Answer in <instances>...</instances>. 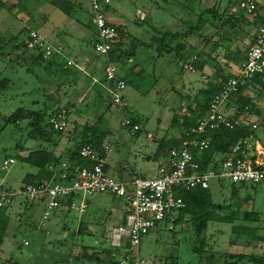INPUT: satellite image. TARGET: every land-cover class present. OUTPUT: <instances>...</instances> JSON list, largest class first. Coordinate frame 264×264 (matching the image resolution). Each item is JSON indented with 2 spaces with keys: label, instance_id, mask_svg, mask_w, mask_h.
Masks as SVG:
<instances>
[{
  "label": "rangeland",
  "instance_id": "rangeland-1",
  "mask_svg": "<svg viewBox=\"0 0 264 264\" xmlns=\"http://www.w3.org/2000/svg\"><path fill=\"white\" fill-rule=\"evenodd\" d=\"M51 1L2 0L0 41H8L10 37L17 36L20 42L24 35H21V32L25 28L36 29L39 22L43 21L42 11L45 14L48 11L51 20L68 23L69 20L62 12L54 9L55 13H51L50 9L53 8L46 4ZM116 1L113 0V6ZM257 1L264 4L263 0ZM120 2L128 11L131 34H135V27L149 28V26L163 31L185 33L191 26L197 25L198 15L203 9L213 5V0H120ZM74 4V18L81 17L79 20L83 18L85 22L88 11L90 12L89 0H75ZM137 9L148 16L145 22H138L135 18ZM221 9L223 7H220ZM242 28L232 32L236 35L245 33L247 28L245 26ZM213 31L214 28L212 32L207 30L205 33L211 34ZM194 32L195 34L187 36L186 39L180 38L179 43L184 45V50L181 52L188 51L191 57L198 52L200 54L195 56L197 59L205 58V53H210L212 48H214L213 51L219 50L222 53L221 48L214 47L213 42H207L200 36L203 32L201 29ZM214 38L218 41V38ZM249 40L247 38L243 43H234L232 37L233 43L230 47L233 50L238 47L237 51L242 52L243 56L248 48L246 46L249 45ZM219 41L223 40L219 39ZM137 53H142L141 48L137 47ZM224 54L223 51V54L217 53L213 57L221 63L225 57ZM11 56V54L0 55V161L6 157L15 159V164L2 176L7 187L18 190L24 176L36 172V169L26 164L22 158L29 153V149H50V147L45 142L28 138L27 121H21L17 125L7 124V117L17 108L37 110L50 97H56L60 101V106L66 105L68 100L64 96V88H62L64 86H60L57 90L59 86L52 85L53 83L49 86V96H43L41 89L45 87V79L49 76L44 70L21 60L17 62L15 57ZM180 57L179 52L161 56L155 70L152 65L150 67L145 65L142 76L132 79L126 90L122 92L128 105L122 113L114 108L106 110L105 104L101 103L99 97L93 99L91 105L87 106L90 111L86 112L85 109L87 116L73 122V125L71 121L64 132L65 137L73 136L72 147H76L79 143L86 120L88 121L92 115L100 117L98 127L109 132L105 140L110 149L106 159L107 175L116 180H123L120 168L127 165L129 169L137 168L143 178L155 177L157 161L153 158L144 159V157L154 156L160 137L168 136L173 131L171 128L173 116L177 115L179 118L181 115V101L185 100L184 97L190 92L200 90L203 85L197 72L193 74L183 67L184 64L191 65V60L181 61ZM142 58L143 56H139L138 61H142ZM230 59L237 65L238 62L235 59L233 60L232 57ZM143 62L146 64V61ZM190 78L193 80L190 81ZM5 79L9 80V83L2 84L1 81ZM189 81L192 83H188ZM248 95L246 91L242 93L244 98H248ZM34 101H38L39 105L34 104ZM190 106H193L191 102L188 107ZM73 107L76 109L73 115L76 114V116L83 108L81 103H75ZM123 117L137 120L140 132L135 135L133 133L136 132L132 129L122 127ZM250 120L258 127L255 130V137L259 142L264 143V118L252 116ZM147 132L152 135L151 140L147 139ZM222 183L224 188L219 182L210 183L211 200L215 204L226 203L228 206L224 213L237 211L233 215L235 225L256 227L257 235L264 236V183L258 184L254 189L238 185L234 196L230 195L231 183L228 181ZM90 202L89 208L83 214L57 211L49 219L42 221V205L30 203L23 195H18L6 211L8 220L0 247V264H96L95 261H88L82 257L85 252L91 255L110 248L109 233L118 224L116 215L122 211L124 200L110 195H98L90 198ZM246 212L255 213L258 215V220L255 222L244 220L243 213ZM109 214L113 217L109 218ZM180 218L181 221L177 225L170 220L158 223L141 239L138 252L146 264H163L164 259L172 256L177 258L179 264H207L205 259L209 257H212L213 264H223L224 253L264 255V241L249 243L243 240L238 241L231 235L229 224L209 223L204 234L205 246L201 247L200 251L203 260L200 261L199 255L195 253L199 251L198 246L193 245L192 215L184 213ZM24 242L28 245H24ZM85 247L86 250H84ZM133 252H136V249H133Z\"/></svg>",
  "mask_w": 264,
  "mask_h": 264
},
{
  "label": "built area",
  "instance_id": "built-area-1",
  "mask_svg": "<svg viewBox=\"0 0 264 264\" xmlns=\"http://www.w3.org/2000/svg\"><path fill=\"white\" fill-rule=\"evenodd\" d=\"M232 11H241L249 20L257 16V0H235ZM90 22L95 29L96 40L92 43L93 51L105 59L104 80L110 85L108 92L112 107L121 113L127 108L122 92L126 82L118 76V66L109 58L113 43L117 38V27L107 17V8L111 0H89ZM140 19L144 17L139 14ZM27 49L38 48L47 59L60 53L59 48L48 44L37 32L31 31L25 40ZM67 65H71L70 62ZM184 69L194 73L191 65ZM259 77L264 82V26H260L253 38V43L246 50L244 60L238 66L234 77L221 85L220 91L210 100L207 114L197 124L185 132H180L179 147L169 150L166 160H159L156 176L143 178L137 175L132 180H116L104 172L109 145H103L104 155L86 145L79 151V156L89 164L73 167L62 163L60 180L49 184H21L18 190L7 187L3 174L15 164L13 158L0 161V209L8 207L18 195L28 201L41 204L42 221L50 218L56 210L73 211L78 214L86 212L91 197L100 194H114L126 203V214L123 223L115 226L109 233V244L113 250L111 258L117 264H146L140 258L138 248L141 239L154 229L158 223L173 221L176 215L185 208L179 193L181 190L209 189L212 181H228L236 185H258L264 183V143L255 137L256 124H252L248 137L237 141L230 147L223 158H216L211 166L200 169L193 151L202 152L210 145L209 132L219 128L231 129L237 121H231L221 109L231 102L237 93L238 84ZM204 79V78H203ZM73 108H61L49 120L56 131H66L70 123ZM121 126L139 130L131 118L123 117ZM147 139L152 135L148 133ZM213 166V167H212ZM75 177L69 179L70 171ZM70 170V171H69ZM43 225V223H41ZM24 245H28L24 242ZM136 249V252H133ZM117 251V252H116Z\"/></svg>",
  "mask_w": 264,
  "mask_h": 264
},
{
  "label": "trees",
  "instance_id": "trees-1",
  "mask_svg": "<svg viewBox=\"0 0 264 264\" xmlns=\"http://www.w3.org/2000/svg\"><path fill=\"white\" fill-rule=\"evenodd\" d=\"M52 3L57 8H59V10H61L65 15L72 17L73 8L75 7L74 4L69 3L67 0H53ZM0 4H3L2 0H0ZM235 5V0H226V2H222V0H213V5L208 9H203L202 13L198 15L199 18L197 20V25L191 26L189 30L185 33L155 29L153 32V44L156 46L157 56H163L171 52H179L181 56L179 59L181 61L191 60V66L193 68H196L199 63L197 57H191V55L188 54V51L181 52V50H184V45L180 44L179 40L180 38L186 39L187 36L195 34V30L201 29L203 32L200 36L203 37L204 40H206L207 42L211 41L213 42L214 47L216 46L217 48H221L225 52V59L232 57V59H235L239 63L238 65H240V63H242V61L244 60V55L242 56V52L237 51L238 47H236L235 50L231 49L230 45L233 43V41H231V38H234V43H243L244 40H247V38H249V45L246 46L249 48L253 43L255 31L260 26H264V19L262 22H259L258 19H256L258 16L257 15L253 21H249L241 11H232ZM220 7H223V9L220 10ZM258 8L259 2L257 3V13L259 10ZM244 26L247 28V31L245 33L236 35V33L232 32L233 30L241 29ZM90 28L93 29L95 34V29L91 22ZM211 28H214L216 30L213 35L210 33H205ZM31 31L32 30L25 28L24 31L21 32V35H24L20 42L18 41L17 36L10 37L8 41H0V55L7 56L11 54L15 57V60H17V62L21 60L31 64L32 66L44 70L45 73L49 76V78L45 79V87H42L41 91H43L44 93L43 96L48 97V93L50 91L49 86L52 83V85L59 86L57 87V90L60 89V86L66 84H55L56 82H54V77L58 74L67 76L68 74H66V72L68 71L63 68L61 60L57 57L56 54H54L50 58L44 59L43 53L40 49L26 48L25 40ZM214 36L218 38V41H215V39L213 41L212 37ZM121 37L122 36L120 34V31L117 28V38L116 41L113 43V48L111 52L109 53V58L114 63H118L123 59L127 60L129 58H133L135 55V46H132V48L130 49H123L122 45L124 44V41ZM219 39H222L223 43L220 42ZM232 77L225 75L222 77L223 82L220 83L218 87L209 85L206 89L201 91V96L203 100L202 103L199 102L196 105V108L189 112L188 116L178 118L177 115H174L171 124L173 126L178 125L181 128L182 133L194 127L199 120L206 116L209 102L213 98V96L220 91L221 85ZM252 80H256L257 83H249L250 80L245 81L243 83H239L235 98L231 102L225 104L224 107L221 109L222 113L226 117H228L231 121H237L238 123L234 125L231 129L219 128L215 131L209 132L208 136L210 138V145L208 149L202 152L193 151L197 162L200 164L201 170L209 168L212 162L217 157L221 159L226 156L231 146H233L237 141L248 137V135L252 132V124L249 123V121L246 119L247 117H245V114L252 111L254 105L251 104L250 99L242 97V93L251 84L264 85V82H262L259 77H254ZM4 82L9 83V80L5 79L1 81L2 84ZM33 103L39 105L38 101H34ZM104 104L106 110H111L113 108L110 95H108V97L104 99ZM228 105H232L231 108L233 109L230 114H226L224 111V109ZM73 106L74 104L70 101H67L66 105L60 106V101H58L56 97H50L47 99L46 102L41 104V107L37 110L17 108L9 117H7L6 123L17 125L21 121H27V126L29 129L27 133L28 138L34 141L45 142L48 144V147H50L53 146L55 138H59L60 136L64 135L65 132L54 130L49 123L50 118L54 116L61 108L69 109L73 108ZM99 118L100 117L92 115V117L88 121L86 120L79 143L76 145V147L66 150L62 155L55 156L51 148L29 149V153L22 159L24 162H26V164L34 167L36 169V172L26 174L23 178V184L39 185L58 182L60 180L61 172L63 171V169L61 168L62 163H70L73 169L75 167H83L85 165H88L89 163L79 156L80 149L86 145L92 147L100 155H104L103 145H105V140L109 132L98 127V124L100 123ZM131 121L134 124L138 123V121L133 118H131ZM139 132L140 128L136 131V133ZM179 141L180 140L176 138L166 141L161 140L154 154V160H166L169 150L173 147H179ZM73 169L72 171L69 170V179H73L75 177L74 173H72ZM105 169L106 165L104 167V171ZM136 176L137 175L132 176L129 180H132ZM219 183L221 187L224 188L223 183ZM237 186L238 185L236 184H230L231 196L236 195ZM239 186H247L254 189L257 185ZM103 195H110L112 197H116L114 194L110 193ZM179 196L184 202L185 208L179 211L172 223L176 225L180 223V217L184 213L192 215L191 222L194 228L193 245L198 246L197 248L199 249V251H197L198 253H195L199 255L200 261L203 260V256L200 255L202 252L200 251L201 247L205 246L204 234L207 230V226L209 223L229 224L231 235L234 237L235 240L238 241L243 240L248 243L255 241H264V236L257 235L256 227L235 225L233 222V220L235 219L233 215L236 214L237 211H235V213L229 214H227L226 212L224 213L225 208L228 205L224 202L215 204L211 200L210 189L203 190L197 188L192 190H181ZM9 206L0 209V247L3 243L5 230L7 227L8 217L6 215V211ZM123 206L124 214H126V203H124ZM57 211L60 210H56L52 214ZM67 212L70 211L68 210L64 213ZM243 219L255 222L258 220V215L252 212H246L243 213ZM84 250H86V247ZM112 252L113 250L111 248H105L100 250L99 253L94 252L91 255L85 252L82 258L88 261H95L96 264H117L115 263V260L111 258ZM99 254H101L102 256H100ZM223 258V264H264V255L224 253ZM205 262L207 264H213L212 257L205 259ZM163 264L179 263L177 261V258L172 256L164 259Z\"/></svg>",
  "mask_w": 264,
  "mask_h": 264
},
{
  "label": "crops",
  "instance_id": "crops-1",
  "mask_svg": "<svg viewBox=\"0 0 264 264\" xmlns=\"http://www.w3.org/2000/svg\"><path fill=\"white\" fill-rule=\"evenodd\" d=\"M53 1V0H52ZM52 1L46 2L47 5L50 6L51 13L54 14L55 11L62 12L59 10ZM69 3L74 4L75 0H67ZM115 1V0H114ZM264 1V0H263ZM75 5V4H74ZM75 7L73 8L74 12ZM257 18L259 22H262L264 19V4L259 3ZM42 13V19L43 21L39 22V25L36 27V29H30L32 31L37 32L48 44L59 48L60 53L56 54L57 57L61 60V63L63 65V68L66 69L65 75H57L54 78L55 84L59 83H66L65 85H62L64 87L63 92L65 93L64 96L68 101L71 103H81L83 108L78 112L79 114L73 115V113L76 111L75 107H73L74 112L71 114V121L72 125L73 122H77L79 120H82L84 116H87L86 112H89L87 106L91 105V101L93 99H100L101 103L104 104V97H108L109 92V84L104 80V66H105V59L96 53H94L92 49V43L95 41V34L92 28H90V12L88 11V16L85 19V22L82 20H79L80 18H74V14L72 13V17H69L65 15L63 12L62 14L69 20L68 23L61 22L50 18L48 11L47 14H45L44 11ZM139 14L143 16V19H140ZM128 11L124 5H122V2L120 0H117L113 6V0H111L110 5L107 8V17L109 20L118 28L121 34V38L124 41V44L122 45L123 49L132 48V46H135L134 50V57L129 59H123L122 61H119L117 64L118 66V76L121 77L126 82V88L128 83H131L132 79H137L142 76V72L144 71L145 65H152L153 70L157 67L160 57L157 56L156 52V46L153 44V32L155 29H158L156 27H150L149 28H142V27H135L134 31L135 34H131L129 32V28L131 27V23L128 19ZM46 16V17H44ZM58 15H56L57 17ZM135 18L138 22H145L148 16L142 12L141 10L137 9L135 11ZM136 22V24L138 23ZM186 23V22H184ZM25 25V24H24ZM23 25V27H24ZM28 28V27H27ZM160 30V29H158ZM215 29L212 35L215 33ZM209 32H212V28L209 30ZM256 32V31H255ZM216 37V36H214ZM214 37L213 41H214ZM137 47L141 48L142 53H137ZM214 50V48H212ZM209 51L210 53H205L203 59L202 57L198 58V66L195 69V72L200 75V81L203 83L201 86V89L196 92H190L187 96L184 97L185 100L181 101L180 105V111L181 115H179V118H182L183 116H188L189 112L194 110L196 108V104L198 102L202 103V96L201 91L206 89L209 85H213L215 87H218L221 82V79L223 76L228 75L230 77L234 76L238 71V64H234L230 58L225 59L223 57V60L220 61L218 59H215L213 55H219L223 54V51ZM233 50V49H232ZM145 52V54H143ZM214 52H217L216 54ZM198 53V52H196ZM140 54V55H139ZM200 53L196 54L195 56L199 55ZM139 56H143L142 61H138ZM212 57V58H210ZM146 61V64L145 62ZM70 62L71 65H67V63ZM218 63V65H217ZM222 64V65H220ZM194 74V73H193ZM204 78V79H203ZM193 79L190 78V81ZM188 83H192V82ZM249 83H257L256 80H250ZM125 88V90H126ZM62 90V89H61ZM246 93L248 92V98L251 101V104L254 105L252 108V112L250 111L247 113V116L245 114L246 119L249 121V123L253 124L251 122L250 118L252 116H260L264 118V85H257V84H251L247 89H245ZM256 93V94H255ZM124 96V95H123ZM125 99V98H124ZM126 101V100H125ZM193 106L188 107L190 104ZM184 103V105H183ZM232 105H228L224 111L226 114H230L233 110ZM89 115V113H88ZM172 121V120H171ZM172 123V122H171ZM255 124V123H254ZM139 126V124L137 123ZM171 128H173V131L167 136L162 135L160 137L159 143L161 140H170L173 138H176L179 133L181 132V128L178 125L173 126L171 124ZM179 129V130H178ZM149 132H147L148 134ZM137 134V133H133ZM170 136V137H169ZM168 137V138H167ZM152 139V138H151ZM148 139V140H151ZM53 146H50V148L53 150V153L55 156L62 155L66 150L72 149L73 145V136L71 137H65L64 135L60 136L59 138H55L53 142ZM107 144V143H105ZM108 156V155H107ZM153 158L154 156H146L144 159ZM107 159V157H106ZM140 160V158H138ZM158 162V160H156ZM141 165V163H140ZM107 168V163H106ZM130 167L125 165V167L120 168L122 172V176L124 177L123 181H128L132 176H134L135 171H137V168L129 169ZM105 174L106 169H105ZM140 171H137L135 175H142L140 174ZM103 195V194H102ZM98 196V195H95ZM93 196V197H95ZM92 198V197H91ZM90 199L88 201V207L90 206ZM124 205V202H123ZM87 211V210H86ZM124 206L122 211L117 213L116 220H118V225L123 223L124 219ZM113 217L111 214H109V218ZM115 227V226H114Z\"/></svg>",
  "mask_w": 264,
  "mask_h": 264
}]
</instances>
